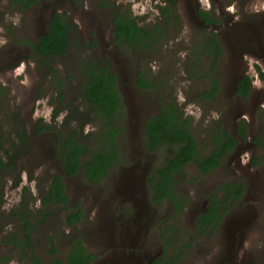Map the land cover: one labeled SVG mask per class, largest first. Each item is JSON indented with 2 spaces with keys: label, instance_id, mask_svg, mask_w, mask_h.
Wrapping results in <instances>:
<instances>
[{
  "label": "rangeland",
  "instance_id": "obj_1",
  "mask_svg": "<svg viewBox=\"0 0 264 264\" xmlns=\"http://www.w3.org/2000/svg\"><path fill=\"white\" fill-rule=\"evenodd\" d=\"M101 1L39 0L30 9L17 11L9 0H0V140L7 150L16 138L18 114L31 136L13 170L0 174V264H32L30 252L5 242L11 233L22 237L23 226L15 214L21 203L32 211V244L41 264H57L53 243L65 263L76 238L96 255L93 264H151L158 258L160 264H264V79L254 64L258 62L264 72V0H199V10L195 0H178L181 24L147 51L113 42L112 13ZM111 1L122 11L130 9L142 26L158 21V6L163 4V0ZM201 10L216 23L208 26L198 14ZM56 12H66L74 24L71 49L56 60L66 82L62 103L38 68L30 44L22 41H37ZM210 35L222 46L214 71L211 58L201 52ZM93 55L109 62L118 78L124 105L123 116L116 121L121 128V157L99 183L88 182L82 171L64 177L68 208H43L42 196L54 176H63V169L56 158V133L36 136L34 131L38 122L63 124L66 109L52 120L58 104L77 99L82 107L78 92L86 79L80 62ZM139 71L157 91L136 86ZM213 74L220 91L213 100L203 99ZM244 75L254 83L247 99L236 94ZM161 100H176L190 118L202 156L212 151L220 132H229L237 141V147L209 173L189 164L178 176L176 188L185 202L178 216L171 201L154 202L148 187V178L173 154L168 147L157 152L145 148L144 124L159 112ZM241 121L247 125L246 140L238 132ZM76 124L78 129L82 123L71 126ZM71 126L60 131L65 134ZM102 126V121H92L85 125L84 135L97 133ZM234 181L244 186L241 197L230 202L216 228L193 239V226L207 209L209 197L221 199L218 189ZM77 204L83 208V218L69 227L66 216ZM170 245L183 255L177 258Z\"/></svg>",
  "mask_w": 264,
  "mask_h": 264
},
{
  "label": "trees",
  "instance_id": "obj_2",
  "mask_svg": "<svg viewBox=\"0 0 264 264\" xmlns=\"http://www.w3.org/2000/svg\"><path fill=\"white\" fill-rule=\"evenodd\" d=\"M38 1L9 0V5L17 11H26ZM177 4L178 0H163V4L158 6V21L142 26L138 19L133 17L130 9L122 11L111 0L101 1V6L109 8L112 13L113 42L124 43L141 51H147L163 42L169 30L181 24ZM201 16L207 23H212L208 12H202ZM73 28L74 24L71 23L66 12H56L49 22L47 32L37 41L22 40L23 43L30 44L38 68L49 78L57 93L56 99L60 103L64 99L66 82L61 76L56 60L65 58L70 51L72 46L70 35ZM95 45L94 43L92 46ZM201 52L211 58L212 71H214L222 54V46L215 35L206 37L205 42L201 45ZM80 72L86 79L78 92L82 107L76 104L77 99L66 103L64 106L58 104L52 120L54 122L60 113L66 109L69 112L65 116L63 124L57 126L54 123L42 124L38 122L34 131L36 136L52 131L56 133V158L63 169V176H54L48 190L42 196L41 205L43 208L58 206L63 209L68 208L69 196L64 177L73 178L82 171L88 182L99 183L121 157L122 148L119 138L121 128L116 124V121L122 118L124 105L118 78L111 70L109 62L94 55L82 59ZM261 77L264 78V74L261 73ZM136 86L145 90L157 91V86L141 71L137 74ZM251 88L252 79L245 75L237 83L236 94L242 99H246ZM219 91L220 82L213 74L211 86L205 90L202 98L213 100ZM157 94L160 98V93L157 92ZM161 101L159 112L150 116L144 124L145 148L148 152H157L168 147L172 148L173 154L163 165L157 167L148 178V187L154 202L171 201L175 207L174 216H178L185 206V202L176 188L178 176L184 174V169L189 164H195L203 174L219 167L222 159L235 148L236 139L227 131L220 132L213 139L212 151L208 155L202 156L200 146L190 129V118L185 116L176 100H171L169 103L164 102V100ZM82 118L85 119L81 121ZM15 119L18 123V128L14 133L16 138L7 150L0 140V174L7 170H13L12 166L31 144V136L28 134L24 119L19 114L18 119L17 117ZM92 121H102L103 126L97 133L84 135L85 125ZM77 122L82 123L78 129L77 124L71 126ZM66 126L71 127L64 134L60 128ZM245 126L242 123L238 130L243 137H245L246 132ZM92 139L96 142L95 146L91 143ZM218 191L223 194V197L221 199L216 198L215 195L209 197L206 212L200 215L194 224L195 237H192L193 239L217 227L229 206L243 194L244 186L241 182L234 181L223 184ZM15 214L23 226L22 237L16 233H11L7 235L5 242L20 250L30 252L32 264H41L35 255L32 244V233L35 228L33 221H31L33 215L29 209V204L21 203ZM83 214V208L77 204L74 210L66 216V225L74 226L82 220ZM47 216L48 213L44 218ZM168 247L172 249L177 258L183 255L177 246L170 245ZM51 253L55 255L57 264H93L97 258L96 255L88 251L81 238H76L71 242L65 263L58 258V248L55 243L51 246ZM151 264H160V258Z\"/></svg>",
  "mask_w": 264,
  "mask_h": 264
},
{
  "label": "flooded vegetation",
  "instance_id": "obj_3",
  "mask_svg": "<svg viewBox=\"0 0 264 264\" xmlns=\"http://www.w3.org/2000/svg\"><path fill=\"white\" fill-rule=\"evenodd\" d=\"M195 2H196V4H195V5H196V8H198L197 10H199V9L201 8L200 3H199V0H195ZM202 12H208V11L201 10V11H199V13H198L199 16L205 21V19L201 16V13H202ZM112 22H113V17H112ZM205 22H206V21H205ZM215 23H216V20H213V19H212V23H211V22H210V23H207V22H206V24H207L208 26H209V25H213V24H215ZM113 30H114V25H113ZM254 64H255V66H258V71H259L258 74H259L260 78H262V77H261V73L264 74V72L261 71V67L259 66V63L256 62V63H254ZM244 76H245V75H244ZM248 76L252 79V77H251L250 75H248ZM242 78H243V77H242ZM242 78H241V79H242ZM241 79H240V80H241ZM262 79H264V78H262ZM253 89H254V83H253V79H252V88H251V90H250V93H249L248 97L251 96V93H252ZM237 96H238V95H237ZM248 97H247V98H248ZM239 98H241V97H239ZM247 98H246V99H247ZM241 99H242V98H241ZM160 109H161V106H160ZM246 126H247V125H246ZM246 128H247V127H246ZM238 132H239V131H238ZM240 136L242 137L243 140H246V139H247V138H246V132H245V137H243L241 134H240ZM236 147H237V141H236V146H235V148H236ZM235 148H234V149H235ZM234 149H233V150H234ZM233 150H232V151H233ZM232 151H231V152H232ZM231 152H230V153H231ZM230 153H229V154H230ZM227 156H228V154H227L225 157H227ZM225 157H224V158H225ZM224 158H223V159H224ZM223 159H222V160H223ZM206 210H207V209H206ZM206 210H205V212H206ZM193 227H194V226H193ZM94 262H95V261H94ZM94 262H93V263H94Z\"/></svg>",
  "mask_w": 264,
  "mask_h": 264
}]
</instances>
